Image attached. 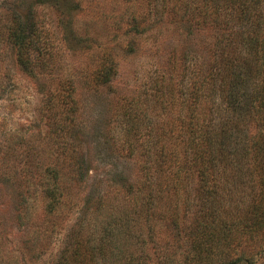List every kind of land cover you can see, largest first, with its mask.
Listing matches in <instances>:
<instances>
[{"label": "trees", "instance_id": "obj_1", "mask_svg": "<svg viewBox=\"0 0 264 264\" xmlns=\"http://www.w3.org/2000/svg\"><path fill=\"white\" fill-rule=\"evenodd\" d=\"M151 1L162 3L155 14L160 20L176 15L212 34L202 45L204 53L190 48L184 54L189 64L182 69L187 79L178 100L154 79L155 93L161 91L163 99L157 101L159 125L156 133L150 129L144 153V182L135 187L117 173L110 188L122 198L119 205H110L106 219H97L102 193L95 210L85 209L68 234L37 232L58 248L51 264L97 263V255H110L104 264H254L264 259V0ZM14 37L18 63L31 72L27 36L19 31ZM130 49L127 44L125 52ZM112 68L101 75L103 83L115 76V62ZM75 93L74 81L54 93L53 108L62 100L66 114L61 124L53 122L55 150H49L62 158L45 168L36 164L23 170L29 175L22 177L24 217L40 195L47 199V211L58 214L61 185L85 181L90 173L83 150L89 129L79 128ZM4 168L8 166L2 164ZM40 169L45 177L34 180ZM248 246L256 252L245 256L242 249Z\"/></svg>", "mask_w": 264, "mask_h": 264}, {"label": "rangeland", "instance_id": "obj_2", "mask_svg": "<svg viewBox=\"0 0 264 264\" xmlns=\"http://www.w3.org/2000/svg\"><path fill=\"white\" fill-rule=\"evenodd\" d=\"M150 2L0 0V169L2 164L8 166L0 170L7 175L0 174V264H51L58 248L41 237L38 229L48 236L68 234L85 209L95 210L96 197L102 193L105 197L97 219H106L110 205H119L122 198L110 188L117 173L135 187L144 182V153L150 145V129L156 133L159 125L157 101L163 99L161 91L155 93L154 79L178 100L177 92L185 91L187 79L182 69L189 64L184 54L190 48L204 53L202 45L212 34L208 27L195 29L192 22L176 15L160 20L155 14L162 3ZM176 12L182 13L178 8ZM19 31L27 36L31 72L18 63L19 42L14 36ZM127 44L131 49L125 52ZM113 60L116 74L103 83L101 75L113 69ZM69 81L75 82L79 128L89 129L83 150L90 173L85 181L72 179L61 185L64 195L58 214L47 211V199L40 195L24 217L26 208L20 198L27 194L22 177L29 175L24 176L23 170L61 162L57 152L51 153L55 149L50 137L53 122L61 124L66 113L62 100L54 108L52 100ZM42 170L33 175L34 180L45 177ZM87 227L89 231L95 228ZM95 237L94 244L99 234ZM242 250L245 256L256 252L250 246ZM93 260L97 263L87 260L88 264H104L110 255ZM82 262L86 264V259ZM254 264H264V259Z\"/></svg>", "mask_w": 264, "mask_h": 264}]
</instances>
